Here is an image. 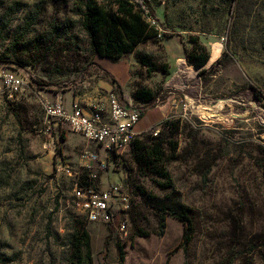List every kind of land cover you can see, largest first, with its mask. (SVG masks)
Wrapping results in <instances>:
<instances>
[{"label": "rangeland", "instance_id": "obj_1", "mask_svg": "<svg viewBox=\"0 0 264 264\" xmlns=\"http://www.w3.org/2000/svg\"><path fill=\"white\" fill-rule=\"evenodd\" d=\"M87 1L0 0V65L30 76L19 100L0 98V264H68L79 226L90 233L93 264H264V0H150L159 34L117 61L121 81L90 48ZM195 39L211 55L203 77L184 54ZM140 88L159 92L137 130L163 154L154 165L192 217L187 244L184 223L163 221L147 198L167 199L171 189L139 169L132 147L125 168L100 173L102 188L122 184L129 198L128 230L119 233L89 222L76 204L73 183H86L91 170L81 151L96 146L65 122L52 138L43 132V100L54 93L90 102L114 91L140 107ZM169 120L180 121L176 151L164 142Z\"/></svg>", "mask_w": 264, "mask_h": 264}, {"label": "built area", "instance_id": "obj_2", "mask_svg": "<svg viewBox=\"0 0 264 264\" xmlns=\"http://www.w3.org/2000/svg\"><path fill=\"white\" fill-rule=\"evenodd\" d=\"M131 1L138 4L143 17L151 23L149 9L144 4L146 0ZM27 88H30V76L23 66L0 65V98L15 102ZM140 105L132 102L124 105L114 91H110L105 99L90 102L73 98L70 105L60 92L43 100V132L49 138L53 137V129L65 122L74 133L96 146L94 150L86 147L81 151L80 161L87 167L91 166V170L86 183H80L79 179L73 183L76 204L89 222L104 224L119 233L128 230L123 213L130 207L129 198L122 184L112 183L102 188L97 178L101 172L114 170L117 164L124 167L123 155L140 137L137 124L142 110L149 107L146 103ZM69 173L73 174L72 171Z\"/></svg>", "mask_w": 264, "mask_h": 264}, {"label": "trees", "instance_id": "obj_3", "mask_svg": "<svg viewBox=\"0 0 264 264\" xmlns=\"http://www.w3.org/2000/svg\"><path fill=\"white\" fill-rule=\"evenodd\" d=\"M144 4L149 9L150 16L154 17L155 12L150 0H146ZM137 6L138 4L131 0H109L108 2L88 0L85 3V10L81 12L82 27L89 37L90 48L95 55L117 62L125 54L134 52L143 41L157 37L159 34L157 27L143 17ZM193 42L195 46L190 52L184 49L185 58L188 64L203 77L211 55L205 45L200 44L196 39ZM140 60L149 65L147 56H142ZM163 71L168 72V67H165ZM111 80L116 87H120L115 77ZM158 96L159 92H154L151 88H140L133 95L135 100L146 104L154 102ZM165 129L168 132L165 134L164 142L170 145V150L176 151L178 142L171 138L179 132L180 121H166ZM131 147L139 169L146 173L151 168L158 176L165 179L163 187L171 189L172 192L167 199L147 195L149 202L159 209L163 221L166 215L182 221L185 226L184 241L186 244L190 243L194 233L192 217L181 203L179 193L173 188L171 178L165 168H158L154 165V159L161 161L163 154L159 156L160 152L155 145L148 146L144 144V140L139 138L134 140ZM83 176L89 178V172ZM97 179L100 180V173ZM76 233L71 241L68 264H93L90 233L84 226H79Z\"/></svg>", "mask_w": 264, "mask_h": 264}, {"label": "crops", "instance_id": "obj_4", "mask_svg": "<svg viewBox=\"0 0 264 264\" xmlns=\"http://www.w3.org/2000/svg\"><path fill=\"white\" fill-rule=\"evenodd\" d=\"M102 60H105V61L102 62ZM121 62H122V61H121ZM98 63H99L100 65H102V66L104 67L105 70L109 71V73H110L112 76H116V77H117V75H116V73H117V67L115 66V64H116L117 62H112V61L109 60V59L99 57V59H98ZM119 63H120V62H119ZM125 67H126V70H127V72H128V76H127V78H126L124 81H122L121 83H125V82H127L128 79H129V76H130V74H129V65H128L126 62H125ZM117 78H118V77H117ZM118 79H119V78H118ZM119 80H120V79H119ZM120 81H121V80H120ZM71 101H72V99H71L70 101H66L67 105H70ZM161 110H162V109H161ZM162 116H163V118L166 117V114H165V112H163V111H162ZM140 120H141V118H140ZM138 123H139V122H138Z\"/></svg>", "mask_w": 264, "mask_h": 264}]
</instances>
